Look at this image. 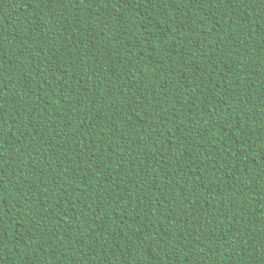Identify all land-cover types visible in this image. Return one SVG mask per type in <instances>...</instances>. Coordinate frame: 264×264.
Masks as SVG:
<instances>
[{"label":"trees","instance_id":"obj_1","mask_svg":"<svg viewBox=\"0 0 264 264\" xmlns=\"http://www.w3.org/2000/svg\"><path fill=\"white\" fill-rule=\"evenodd\" d=\"M111 2L0 0V264H258L264 7L205 4L165 40L164 5Z\"/></svg>","mask_w":264,"mask_h":264},{"label":"snow or ice","instance_id":"obj_2","mask_svg":"<svg viewBox=\"0 0 264 264\" xmlns=\"http://www.w3.org/2000/svg\"><path fill=\"white\" fill-rule=\"evenodd\" d=\"M37 3H40L42 5L45 6H51L53 8L56 7V5H63V14H61L62 10L59 12V15L61 17L64 16L65 11L67 10L69 5H72L73 7H75L77 4L79 3H83L85 5V7H88L89 5H93V4H97V3H104L106 5V7L109 8V6L111 5L112 8V2L111 0H36ZM129 2V0H116L117 4H123V3H127ZM138 4L140 7H149V8H157L160 7V5H164L166 7V10L168 12L167 16H164L166 18V23H168L169 27L168 30L164 31L163 34V38L165 40L168 39L169 34L179 37L180 32L185 31V30H189L192 29V19L195 16L196 12L202 11L203 10V6L205 4L209 5V7H213V5L218 6V4L220 2H222V0H137ZM226 2L229 4V0H226ZM230 3L233 8V10H236L237 6L239 5L240 8H243L245 10H247L249 4H259L262 7H264V0H230ZM173 5H178L180 6V8L182 10H184V6H188L189 11L186 14L185 11L183 12V15L181 17L178 18L177 13L175 15H169V12L173 11ZM195 6H199V7H195ZM195 7V10H193V8ZM78 11V9H77ZM139 15V13H138ZM51 19L53 21H55L56 17H51ZM185 19L188 20V23L185 24ZM176 21H179V24L177 26V31H172V24L175 23ZM197 23H200L199 21H197ZM181 25H183V27H181ZM40 25H36V27H39ZM44 27H48L47 24L44 25ZM149 27H151V25H149ZM6 37L5 34L3 33L2 29H0V114H2L5 111V105H8L10 103L9 99L5 96L4 93V89L7 87L8 88V84H6V79L4 78V74L7 72V69L3 67V65L5 64V56L8 55L6 54L5 50H4V43H5ZM19 41H20V37H19ZM187 42V41H185ZM9 44H13V41L10 43L8 41ZM21 43H26L25 41H21ZM177 43H179V39H177ZM168 45H165V49H167ZM41 50H43V48H41ZM30 51V49H29ZM20 55H24V53L21 51L19 53V55H17V59L15 61H13L14 66L19 64V56ZM33 57H35L34 55L31 57V59L33 60ZM48 59L47 55L44 56V60L46 61ZM187 60H191V56L185 58V67L187 66ZM81 63H83V61H81ZM41 65L47 67L46 65H44L43 61H41ZM170 68L172 67V65L169 66ZM177 70H180L177 67ZM61 71V66L59 65H53L52 67L48 68L47 71H44L42 74V80L44 82H47L49 73H52L53 75H55V73L60 72ZM89 71H91V68H89ZM175 74V72L170 73V75ZM66 75V73H65ZM97 79H99V77H97ZM36 79L35 77L33 78L31 83H35ZM168 85L165 84L164 88L165 90L167 89ZM43 89L41 88L40 91H42ZM41 100H43V96H41ZM15 100H12L11 103H15ZM78 108L82 107V105H78ZM16 117L19 120H23L25 117L23 115V113H19L17 114L16 112ZM4 124V119L2 116H0V126H3ZM73 147H77L76 145H73ZM89 147H91V145H89ZM0 153H2V147H0ZM159 154V153H157ZM231 155V153H230ZM31 159L28 154L25 152L23 154V157L21 160L17 161V165L18 167L14 168L17 171L20 169H23L24 167H26L27 165L31 164ZM27 162V163H25ZM6 163V158H4L2 155H0V164ZM68 163H71V160L68 161ZM161 167H163V164H161ZM16 171V172H17ZM195 175L199 176V170L197 169V171L194 173ZM213 178H214V174H213ZM0 181H3L2 178H0ZM4 184L2 187H0V208L3 207V205L5 204L4 202L6 201L5 197H4ZM91 198V197H89ZM26 201L30 202L32 200L31 196H27ZM97 200L100 199V197H96ZM19 203V202H18ZM49 207H51V205H49ZM28 211H31V209H28ZM100 216V219L103 220L104 217L101 214H97ZM3 217V212L0 211V220H2ZM211 223V222H210ZM33 224L34 226H38L35 224V218H33ZM81 234H82V229H81ZM199 234V233H198ZM91 239V234H89V236L84 238V243H87V241ZM4 243V237L2 235H0V245H3ZM163 247V245L161 246ZM245 251H247V248L244 249ZM256 251H260L259 249H257ZM156 258H154L155 260ZM157 264H167V261H157ZM258 264H264V258H258Z\"/></svg>","mask_w":264,"mask_h":264}]
</instances>
